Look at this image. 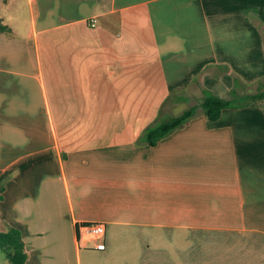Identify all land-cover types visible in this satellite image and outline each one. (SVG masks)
Instances as JSON below:
<instances>
[{"label": "crops", "instance_id": "1", "mask_svg": "<svg viewBox=\"0 0 264 264\" xmlns=\"http://www.w3.org/2000/svg\"><path fill=\"white\" fill-rule=\"evenodd\" d=\"M0 22V230L28 264H264V99L139 141L171 97L256 92L264 0H0Z\"/></svg>", "mask_w": 264, "mask_h": 264}, {"label": "trees", "instance_id": "2", "mask_svg": "<svg viewBox=\"0 0 264 264\" xmlns=\"http://www.w3.org/2000/svg\"><path fill=\"white\" fill-rule=\"evenodd\" d=\"M0 28L6 29V26L0 22ZM185 99L184 96L176 98L177 101ZM258 99H264V82L260 83L259 89L255 93L235 94L231 98L205 90L203 99L199 104L190 106L179 115H160L145 128L139 141L156 145L159 140L185 125L196 114L198 107L204 109L209 120L215 121L220 118L225 108L243 107ZM170 100L173 101L175 98L171 97ZM5 188V184H0V199H3ZM0 248L4 251L9 264H28L29 253L20 228L10 227L7 230H0Z\"/></svg>", "mask_w": 264, "mask_h": 264}, {"label": "built area", "instance_id": "3", "mask_svg": "<svg viewBox=\"0 0 264 264\" xmlns=\"http://www.w3.org/2000/svg\"><path fill=\"white\" fill-rule=\"evenodd\" d=\"M79 242L84 247L105 249L106 223L101 221L81 222L78 224Z\"/></svg>", "mask_w": 264, "mask_h": 264}, {"label": "rangeland", "instance_id": "4", "mask_svg": "<svg viewBox=\"0 0 264 264\" xmlns=\"http://www.w3.org/2000/svg\"><path fill=\"white\" fill-rule=\"evenodd\" d=\"M259 89L258 86H252V87H246V92H255ZM198 100V101H197ZM200 99L199 98H196V102L194 103H200L201 101H199ZM191 105L189 103H186V102H181V103H173V101H168L166 104H165V107H164V112H162L160 115H163V116H171V115H179L181 114L184 110H186L187 108H189ZM158 116V117H159ZM157 117V118H158ZM2 251V249L0 248V252Z\"/></svg>", "mask_w": 264, "mask_h": 264}]
</instances>
